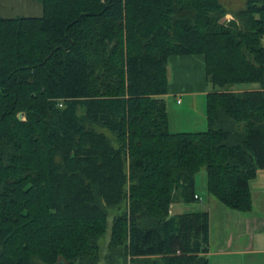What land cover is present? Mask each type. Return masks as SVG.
<instances>
[{"label": "trees", "instance_id": "trees-1", "mask_svg": "<svg viewBox=\"0 0 264 264\" xmlns=\"http://www.w3.org/2000/svg\"><path fill=\"white\" fill-rule=\"evenodd\" d=\"M37 1L41 17L0 15V264H98L109 209L127 198L107 258L209 264L208 212L170 211L197 201L202 169L223 205L253 208L264 0L228 25L220 0ZM187 56L212 87L208 128L173 133L169 60ZM242 85L258 87L232 90Z\"/></svg>", "mask_w": 264, "mask_h": 264}, {"label": "crops", "instance_id": "crops-1", "mask_svg": "<svg viewBox=\"0 0 264 264\" xmlns=\"http://www.w3.org/2000/svg\"><path fill=\"white\" fill-rule=\"evenodd\" d=\"M168 76L169 92L164 98H173L179 106L184 105L186 98L190 102L201 100V112L199 118L194 119V126L208 127L207 95L212 87L206 79L203 59L173 57L169 60ZM182 121L180 126L184 127ZM170 124L169 116V129ZM250 187L253 197L250 212L229 209L211 194L204 200L202 211L209 214L210 243L206 255L209 264H264V170L258 172ZM255 191L260 194L257 202ZM197 196V201H202L201 196Z\"/></svg>", "mask_w": 264, "mask_h": 264}, {"label": "rangeland", "instance_id": "rangeland-1", "mask_svg": "<svg viewBox=\"0 0 264 264\" xmlns=\"http://www.w3.org/2000/svg\"><path fill=\"white\" fill-rule=\"evenodd\" d=\"M221 4L225 7L228 14L224 16L221 20V24L228 25L232 21H236L235 15L237 12L244 10L247 6L248 0H220ZM43 14L42 5L37 0H0V15L4 18H16V17H41ZM264 45V39H263ZM170 68V67H169ZM171 70V68H170ZM170 79H171V75ZM257 85H242V86H234L232 90L234 91H246L256 89ZM168 113L170 116V131L173 133L176 132H188V131H196L202 132L206 131L208 127L204 125V127H195V118H199L201 108V100H196L195 102H190V99H185V103L183 106H179L176 104L173 98H166ZM183 112V113H182ZM181 113V114H180ZM183 120L182 121V117ZM25 120V118H23ZM181 121L184 127H181ZM204 128V129H203ZM99 132L105 133L111 140L114 146H117V142L112 133L104 130L97 129ZM125 191L128 193V187H126ZM196 193L201 196L202 201H195L188 204H180L171 209L174 214H183V213H192L203 210V202L204 200L210 196L207 190V173L205 169H202L196 175ZM256 202L258 201V197L260 194L255 191L254 193ZM125 207L121 210L109 209V221H108V230L106 234L100 239V248H101V259L98 264H121V260L118 258V255L113 254L112 258H107L109 251V242L111 238V228L113 224L114 217L121 215L125 208L129 209L128 198L124 203ZM124 206V205H123ZM130 264V260L127 261Z\"/></svg>", "mask_w": 264, "mask_h": 264}, {"label": "water", "instance_id": "water-1", "mask_svg": "<svg viewBox=\"0 0 264 264\" xmlns=\"http://www.w3.org/2000/svg\"><path fill=\"white\" fill-rule=\"evenodd\" d=\"M18 119L21 120V121H23V115H22V113H20V114L18 115Z\"/></svg>", "mask_w": 264, "mask_h": 264}, {"label": "built area", "instance_id": "built-area-1", "mask_svg": "<svg viewBox=\"0 0 264 264\" xmlns=\"http://www.w3.org/2000/svg\"><path fill=\"white\" fill-rule=\"evenodd\" d=\"M179 103H180V101H179ZM196 199H199V197L198 196H196ZM172 209V208H171ZM170 213H173L172 211H170Z\"/></svg>", "mask_w": 264, "mask_h": 264}]
</instances>
